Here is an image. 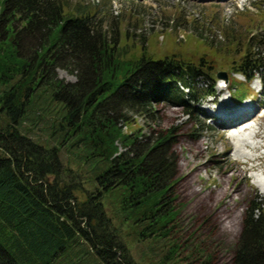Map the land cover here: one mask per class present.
Instances as JSON below:
<instances>
[{
  "label": "trees",
  "instance_id": "16d2710c",
  "mask_svg": "<svg viewBox=\"0 0 264 264\" xmlns=\"http://www.w3.org/2000/svg\"><path fill=\"white\" fill-rule=\"evenodd\" d=\"M66 7L62 0H0V264H50L72 243L86 244L100 264H137L105 202L120 197L116 211L129 213L148 237L152 224L163 229L173 212L168 197L174 159L166 152L173 134H160L152 146L142 147L119 125L131 114L149 116L152 105L162 102L201 116L198 107L215 95L211 81L217 75L209 81L192 63L174 58L121 59L117 35L110 37L95 15ZM244 54L239 70L232 71L244 81L230 78L238 100L263 67L264 36L252 37ZM58 69L74 74L76 82L59 80ZM47 90L67 130L53 148L21 131L29 104ZM81 143L89 146L91 190L77 177L65 179L60 147ZM185 147L201 150L203 144ZM201 172L192 178L201 181ZM231 181L230 188L219 185L200 203L229 196L232 211L244 188L234 189ZM261 200L255 191L231 264H264Z\"/></svg>",
  "mask_w": 264,
  "mask_h": 264
},
{
  "label": "rangeland",
  "instance_id": "374dc122",
  "mask_svg": "<svg viewBox=\"0 0 264 264\" xmlns=\"http://www.w3.org/2000/svg\"><path fill=\"white\" fill-rule=\"evenodd\" d=\"M62 1L67 4L68 11L95 15L98 24L110 37L117 35L121 59H137L145 54L154 60H185L207 74L209 81L218 73L226 72L229 79L243 82L241 76L232 71L239 70L251 38L264 36V0ZM261 57L264 61V54ZM56 74L64 83L76 82L75 75L66 70L58 69ZM216 80L211 83L217 84V100H224L229 106L242 107L249 102L258 106L248 118L247 126L258 124V131L254 130L258 137L248 140L258 143L259 152L247 146L243 149L235 147L239 139L234 140L232 134L237 131L230 133L215 121L214 110L220 102L214 105L213 99H206L201 106L212 121H205V117L198 114L189 117L183 108L162 102L152 105L149 116L131 114L127 123L119 125L122 134L139 138L142 147L152 146L160 134H173V141L166 149L174 159V176L168 197V208L173 212L169 220L162 223L166 224L165 227L159 231L161 225L154 227L152 224L147 228L148 234L152 231L148 237L143 225L129 220V213L116 211L120 197L105 202L137 264H231L249 211L248 203L253 200L255 191L261 197L264 209V190L255 185L261 180L256 178L254 182L252 177L253 174L264 176V111L259 108L264 98L258 96L260 80L252 82L250 92L239 100L232 99L233 95L230 96L226 88L222 94L223 80ZM200 85L197 88L202 89ZM41 94L29 104L21 131L47 148L58 147L67 132L66 128H61L62 120L58 116L61 107L51 102V90ZM252 133L237 137L245 140L243 138ZM200 141L203 144L201 150L182 149L184 143L195 145ZM80 145L71 149L60 147L67 170L65 179L77 177L86 190H91L94 188V172L90 165H86L89 146ZM117 147L119 152L126 151L120 142ZM244 153L255 157L254 160H246ZM198 168L202 170L201 181L192 178ZM230 181L234 189L242 187L245 191L240 198L237 196L238 203L232 211L226 206L229 196L219 202L211 198L209 203H200L211 191L216 192L219 185L230 188ZM80 198H84L82 194ZM72 244L66 254L55 256L50 264H100L97 257L87 252L86 244Z\"/></svg>",
  "mask_w": 264,
  "mask_h": 264
},
{
  "label": "bare ground",
  "instance_id": "6f19581e",
  "mask_svg": "<svg viewBox=\"0 0 264 264\" xmlns=\"http://www.w3.org/2000/svg\"><path fill=\"white\" fill-rule=\"evenodd\" d=\"M238 107V108H237ZM258 109L257 105H252V103H244V106H229L228 104H224V102L220 103V106L218 107L217 110H214V113L216 115V120L220 122L221 126L228 130V132H234L237 131V134H232L235 135L234 137H232L234 140L239 139L238 141H236L235 147L237 148H241L243 149L244 147H250L253 151L259 152L258 149V143H250L249 142V138L250 140H255L258 137L257 132H254L255 129H257L258 131V124H256L254 127L253 126H247V124H249L250 121H246L248 120V118H251L250 116H252L256 110ZM262 118H264V115H262ZM250 120V119H249ZM246 131V133H244ZM254 132V133H252ZM247 133H252L246 137L248 138H243L245 140H242V137L240 136V138H238L237 136H239L240 134L244 135ZM220 135H224L225 133H221ZM264 141V140H263ZM264 147V146H263ZM249 148V149H250ZM236 149V148H235ZM242 152V150H241ZM244 158H246V160H249V162L251 160H254L255 157L251 156V155H247L244 153ZM260 157H258L259 159ZM261 160V159H260ZM252 162V161H251ZM257 167H255L254 169H256ZM255 185H257L258 187L262 188L264 190V183L261 181H258L255 183Z\"/></svg>",
  "mask_w": 264,
  "mask_h": 264
},
{
  "label": "water",
  "instance_id": "95a60500",
  "mask_svg": "<svg viewBox=\"0 0 264 264\" xmlns=\"http://www.w3.org/2000/svg\"><path fill=\"white\" fill-rule=\"evenodd\" d=\"M218 76H219L220 78H222V77L225 78V74H224V73H220Z\"/></svg>",
  "mask_w": 264,
  "mask_h": 264
}]
</instances>
